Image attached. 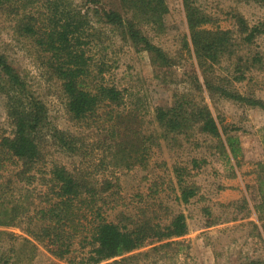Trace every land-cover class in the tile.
<instances>
[{
  "label": "rangeland",
  "instance_id": "obj_1",
  "mask_svg": "<svg viewBox=\"0 0 264 264\" xmlns=\"http://www.w3.org/2000/svg\"><path fill=\"white\" fill-rule=\"evenodd\" d=\"M74 1L81 3V0ZM165 2L168 11L164 31L157 33L149 24H141V29L166 52L171 61L168 66L154 63L147 50L133 45L110 25L97 20L91 9L92 30L99 36L91 39L87 50L89 59L106 60L109 65L106 82L124 89L125 100L121 106L99 107L98 115L82 122L72 120L67 113L61 82L46 66L44 53L28 37L17 33L15 15L0 8V51L26 80L30 91L44 102L50 121L43 129L44 158L35 168L28 170L21 160L0 151V203L9 207L16 205L20 215L16 224L3 226L6 234L2 247L19 250L18 264H84L80 261L91 246L87 241L93 224L89 220L92 212L86 219L80 217L75 249L64 258L52 254L31 232L42 222L37 210L48 207L55 195L50 174L54 164L63 165L92 183L98 198L96 208L108 220L121 225L132 226L144 218L164 225L175 214L184 213L186 234L162 242L153 241L126 253L133 256L131 264L264 262L263 220L259 218L260 214L264 215V205L260 211L256 209L261 200L259 163H264V108L227 99L204 87L205 72L184 46L187 27L182 1ZM194 2L212 17V22L204 26L229 29L240 47L237 55L223 56L212 71H206L207 76H227L235 66L233 62L241 56L240 61L251 69L246 79L234 86L264 101V30L252 43L243 41V44V34L235 17L241 15L250 26L259 25L264 29V3L256 0ZM117 4L116 0H102L98 10ZM254 57L260 62L251 66ZM178 93H189L203 101L220 123L231 129L230 133L239 140L240 151L236 157L229 148L227 154H221L216 139L197 130L189 136L159 137L155 108L170 104ZM117 112L121 113L120 119H115ZM122 123L128 129H119L112 139L111 127L114 124L120 127ZM58 131L77 139L76 154L59 146L55 136ZM10 132L4 96L0 94V139ZM125 140L130 144L128 164L113 158V151L117 152ZM179 177L184 185L197 188L187 202L180 198Z\"/></svg>",
  "mask_w": 264,
  "mask_h": 264
},
{
  "label": "trees",
  "instance_id": "obj_2",
  "mask_svg": "<svg viewBox=\"0 0 264 264\" xmlns=\"http://www.w3.org/2000/svg\"><path fill=\"white\" fill-rule=\"evenodd\" d=\"M116 1L117 5L101 7L98 10L102 0H81V3L74 0H0V8L15 15L14 27L17 33L28 37L44 53L46 66L61 82L66 111L76 122L94 118L101 106H121L125 100L124 89L106 82L105 74L109 71L106 60L102 58L98 62H92L89 59L87 50L91 39L99 36L92 30L94 19L90 11H95L97 20L110 25L124 39L147 50L151 60L157 65L171 64L166 52L153 43L141 29V24H149L157 33L164 31V17L168 11L165 0ZM181 1L187 27L184 46L193 54L198 67L205 72L204 87L227 99L264 108L262 99L244 94L234 86V83L244 81L246 73L251 69L246 62L240 61L241 56L233 62L235 66L227 76H207L206 71H212L214 64L219 63L223 56L237 55L240 50L239 43H236L229 29L204 26L212 22V17L196 5L194 0ZM256 1L264 3V0ZM235 17L243 34V44L252 43L257 34L264 30L259 25L250 26L241 15ZM252 60L251 66L260 62L257 57ZM198 86L201 89V85ZM0 94L4 96V106L11 125L10 134L0 139V151L21 160L28 170L35 168L44 158L43 129L50 122L47 108L30 91L26 80L1 51ZM173 97L170 104L155 108L154 120L160 128L159 137L171 139L180 134L189 136L197 130L216 139V146L221 154H227L229 148L233 157L237 156L240 151L238 137L230 133L229 127L220 123L207 104L189 93H178ZM116 115L115 119H120L121 113L117 112ZM119 129L128 128L123 123L120 127L114 124L110 129L111 134L109 133L112 139ZM55 136L64 150L71 154L78 152L79 146L75 137L59 131ZM129 146L125 140L117 152L113 151V158L128 164L131 157ZM136 156L137 154L132 155L134 159ZM259 171L261 200L256 205L258 211L264 205L263 162L259 163ZM50 174L55 185L52 188L55 195L49 201L48 207L37 210L36 214L42 222L31 232L59 258L67 257L75 249V239L80 233L79 219L81 216L88 218L91 212L93 215L89 220L93 224L87 241L91 246L88 254L80 261L84 264H131L133 256L125 255L126 253L153 241L162 242L187 233L186 217L182 212L175 214L164 225L146 218L132 226L108 220L96 208L98 198L92 183L87 182L81 175H74L63 165L54 164ZM179 183L180 198L187 202L196 194L197 188L184 185L181 177ZM206 211L210 212L209 209ZM18 215L16 205L9 207L0 203V264H18L21 258L15 247H2L6 234L3 226L16 224ZM259 218L263 220L261 227L264 230V215L260 214ZM84 240L86 241V237ZM246 264L264 262L250 261Z\"/></svg>",
  "mask_w": 264,
  "mask_h": 264
}]
</instances>
